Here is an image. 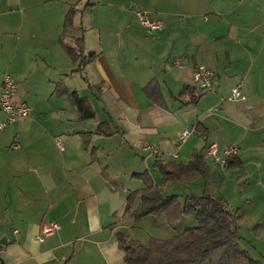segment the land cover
<instances>
[{"label": "crops", "instance_id": "obj_1", "mask_svg": "<svg viewBox=\"0 0 264 264\" xmlns=\"http://www.w3.org/2000/svg\"><path fill=\"white\" fill-rule=\"evenodd\" d=\"M4 2L16 7L0 10V36L16 32L8 72L17 84L14 101L27 103L32 113L0 130V264L1 258L5 264H126L117 234L140 241L131 230L138 220L126 212L129 194L146 186L139 174L149 172L159 184L156 161L187 164L195 150L205 148L210 171L169 182L164 196L185 195L176 187L201 180L204 190L194 194H204L214 181L211 195L231 204L220 190L228 172L235 173L234 185L256 178L262 193L264 0ZM143 7L151 20L161 21L160 29L140 22L135 10ZM12 13L16 24L3 28L2 16ZM81 38L85 56L97 55L82 72L67 50ZM6 48L0 40V52ZM201 65L216 71L213 87L203 92L193 81ZM79 74L83 83L73 84ZM240 81L247 100L225 101ZM72 92L88 99L95 117L80 118ZM198 124L199 131L181 141V133ZM203 133L221 148L238 145L240 165L217 166L206 155ZM144 145L162 156L148 157ZM139 205L136 199L133 209ZM256 209L264 210L260 201ZM261 221L254 228L258 246L243 239L264 261ZM51 222L60 230L40 241L41 227Z\"/></svg>", "mask_w": 264, "mask_h": 264}, {"label": "trees", "instance_id": "obj_2", "mask_svg": "<svg viewBox=\"0 0 264 264\" xmlns=\"http://www.w3.org/2000/svg\"><path fill=\"white\" fill-rule=\"evenodd\" d=\"M74 11L75 9L70 11L69 22ZM83 42L84 39L81 38L77 41L76 47L67 45L73 61H80L78 70L81 72L97 57L96 54L85 56ZM199 94L197 92L191 101L195 102ZM71 98L81 119L95 117V111L87 98L81 97L78 92H72ZM194 127L199 131L200 124ZM205 138L207 142V135ZM208 145L207 142V147ZM204 150L205 148L195 150L187 164L156 161L155 167L163 176L159 184L154 182L149 172L139 174L146 186L140 193L129 194L126 212H132L135 220L163 213L167 225L172 227L173 232L168 238L152 237L149 245L119 232L117 241L119 248L124 252L126 264H264L262 259L255 258L243 245L244 239L241 236L243 216L238 210L235 211L228 201L206 193L202 195L187 193L182 195L183 197L178 194L168 196L162 194V188L171 181L196 180L210 171L204 159ZM238 157L229 159L225 168L239 166L241 161ZM136 199L140 200V205L133 209ZM187 218L196 221L197 226L185 224ZM181 223L184 226L180 230L178 225Z\"/></svg>", "mask_w": 264, "mask_h": 264}, {"label": "rangeland", "instance_id": "obj_3", "mask_svg": "<svg viewBox=\"0 0 264 264\" xmlns=\"http://www.w3.org/2000/svg\"><path fill=\"white\" fill-rule=\"evenodd\" d=\"M7 5L8 4L4 2L2 5H0V10H4V11L13 10L14 11L16 8L15 6L7 7ZM140 9H143L149 14V11L145 10L144 7ZM137 10L138 9L136 8L135 10L136 15H137ZM2 17H3L2 18L3 21H5L3 28H9L11 25L16 24L14 17H17V16L14 13L5 14ZM137 17L142 23L138 15ZM15 36H16L15 31H14V34L11 36H5V35L0 36V40L4 42H8V45L11 47V48H6L4 52H0V73H2L3 75H5L8 72H11L10 62H11V58L13 55V46L15 43L13 39H15ZM31 38L32 36L28 37V40L26 42L27 44L33 43ZM20 59L22 60L23 56L20 57ZM81 77H82L81 74H79L76 77L71 78V82H73V84H77V82L83 83V78ZM155 85L156 84L154 83V86ZM234 175L235 173L228 172V176L226 178L225 183L221 185L220 187V190L221 188H223L221 191V194L224 195L228 200H230V202L233 201L231 202L230 206L235 211L238 210L240 212L239 214H241L244 217V221L241 223V236L243 238H246L248 241H250L254 246H258V241H256L257 238L255 236L254 228L262 224L261 220H263L264 218V210L262 209L261 210L262 212H257L256 206H257V201H260L262 206H264V189L262 193L260 190H257L254 187L255 186L254 184L257 183L258 180L252 177L249 180L244 179L238 185H234V181H235ZM203 182L204 181L201 180L198 182V184H187V183L180 184V186L176 187V192H178L181 195L183 193L194 194L195 190L197 189L204 190ZM216 185L217 184L214 181L212 183L209 181V186L205 189L206 191L204 193L212 194L211 192H213L215 194V192L217 191L215 189ZM201 194H203V192L200 193V195ZM246 197H249L248 201L245 200ZM153 216L154 218H149L152 216H146V217L141 218L140 220L137 221L138 223H136L135 226L132 225V228H131V230H133L134 233L139 234L140 242H142L145 245H149L150 240L153 236H159L161 238H168L171 235V232H173L172 227L166 224L164 215L157 214ZM140 222H142L143 224ZM185 223L190 224L188 226H197V222L192 220L191 218L185 219ZM183 226H184L183 223L178 225L180 230L183 228ZM129 233L131 234L130 231ZM243 245L246 248H250L251 250L252 246L250 245L248 246V244L245 243L244 240H243ZM253 249H252V255L255 258H261L259 254L256 252V250L254 249L253 251Z\"/></svg>", "mask_w": 264, "mask_h": 264}, {"label": "built area", "instance_id": "obj_4", "mask_svg": "<svg viewBox=\"0 0 264 264\" xmlns=\"http://www.w3.org/2000/svg\"><path fill=\"white\" fill-rule=\"evenodd\" d=\"M137 15L142 21V24L154 31L160 29L161 21H153L148 17V13L140 8H137ZM179 68H184V63L181 60L174 62ZM216 71L206 66H197L193 71V81L200 91L210 90L213 87ZM17 91V84L11 74L6 73L3 77L0 90V112L5 114V118L0 121V130L5 126L23 121L31 117V107L27 103L16 104L14 96ZM247 95L244 93V82H238L232 89L230 94L225 97V101L238 102L246 101ZM195 127H190L181 133V141H185L191 134L195 133ZM143 149L148 153V157H161L162 152L155 146L144 145ZM240 149L236 144H230L221 148L218 142H210L206 155L213 159L214 163L222 168H225L226 163L232 157L238 155ZM173 156L177 157V154ZM58 222L44 224L41 227V233L38 237L40 241L44 237L55 234L60 230Z\"/></svg>", "mask_w": 264, "mask_h": 264}, {"label": "water", "instance_id": "obj_5", "mask_svg": "<svg viewBox=\"0 0 264 264\" xmlns=\"http://www.w3.org/2000/svg\"><path fill=\"white\" fill-rule=\"evenodd\" d=\"M2 243H5V242L2 241ZM1 264H5V261L3 258H1Z\"/></svg>", "mask_w": 264, "mask_h": 264}]
</instances>
